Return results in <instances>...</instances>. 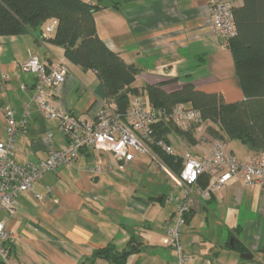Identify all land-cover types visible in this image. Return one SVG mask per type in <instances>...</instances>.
Instances as JSON below:
<instances>
[{
	"label": "crops",
	"instance_id": "1",
	"mask_svg": "<svg viewBox=\"0 0 264 264\" xmlns=\"http://www.w3.org/2000/svg\"><path fill=\"white\" fill-rule=\"evenodd\" d=\"M85 1L100 7L94 17L101 40L139 68L133 86L140 96L146 85L159 84L168 93L190 82L203 92L221 94L226 102L243 99L229 48L209 33L205 0ZM53 32L47 38L30 31L0 36V139L5 137L4 107L13 108L16 118L28 107L25 130L14 142L19 163H37L49 149L65 144L59 122L43 116L32 100L35 78L22 69L29 54L48 64L62 63L68 70L49 91L56 109L93 120L106 103L95 73L69 63L63 47L51 41ZM168 139L180 156L188 152L204 157L212 148L200 141L191 145L174 133ZM224 143L227 152L241 160L256 154L237 140ZM111 162L109 153L83 149L71 165L46 172L32 191L19 194L12 213L0 210V222L12 235L11 264H78L108 243L118 250L133 248L120 264H173L165 228L172 222L180 191L142 189L152 180V164L144 157L136 156L117 174L105 170ZM95 167L98 172L92 171ZM168 181L165 175L164 183ZM46 187L52 194L34 198L33 193L44 194ZM187 200L180 238L189 257L186 264H264V189L247 188L233 179L207 198L191 194ZM240 207L245 211L238 217ZM236 243L252 257L241 258ZM92 264L113 263L97 258Z\"/></svg>",
	"mask_w": 264,
	"mask_h": 264
},
{
	"label": "built area",
	"instance_id": "2",
	"mask_svg": "<svg viewBox=\"0 0 264 264\" xmlns=\"http://www.w3.org/2000/svg\"><path fill=\"white\" fill-rule=\"evenodd\" d=\"M208 14L206 17L211 35L221 39L227 45L236 35L233 9L235 0H205ZM55 20H51L43 30L45 37L54 31ZM22 69L35 78L32 100L37 104L40 113L55 119L58 130L65 144L62 148H51L46 156L37 163H19L14 157V142L16 137L24 132L27 123L26 107L20 118L15 111L5 106L4 139H0V210L12 213L17 205L18 195L32 191L34 183L46 172L59 166H69L83 149L109 153L111 164L105 167L107 172H123L126 166L136 157H144L150 164L157 165L168 179L180 191L172 222L166 226V244L172 250L173 264H186L189 257L181 243V226L184 224L185 213L189 208L187 197L199 194L207 198L210 194L220 191L229 181L240 180L247 188L264 189V156L255 154L248 160H241L227 152L224 141L215 140L210 153L204 157H195L186 152L182 155V167L178 174L170 171L147 145V140L153 133V125L161 119L171 121L182 130L190 127L199 130L203 118L198 109L185 107L182 104L173 106L170 110L156 107L146 98L133 97L127 110L119 112L115 106L103 104L93 120L73 116L56 109L49 100V91L60 84L67 75V68L62 63L48 64L34 54H29ZM158 145L169 154L174 151L171 146L158 142ZM98 172L99 168L92 169ZM202 174L209 176L208 185L201 188L198 185ZM52 194L46 187L45 193H33L34 198L42 200ZM172 197L170 196L169 199ZM11 233L0 222V261L1 264H11L9 261V243Z\"/></svg>",
	"mask_w": 264,
	"mask_h": 264
},
{
	"label": "trees",
	"instance_id": "3",
	"mask_svg": "<svg viewBox=\"0 0 264 264\" xmlns=\"http://www.w3.org/2000/svg\"><path fill=\"white\" fill-rule=\"evenodd\" d=\"M240 1L233 9L236 35L227 47L243 99L226 102L221 94L203 92L190 82L168 93L159 84L146 85L143 98L167 110L177 104L198 109L202 118L213 125L208 128L212 137L222 141L237 140L264 156V0ZM99 8L85 0H0V36L30 31L41 37L42 25L55 20L51 41L63 47V56L69 63L92 70L105 102L124 112L133 97H142L133 86L139 68L123 61L98 36L94 14ZM172 133L191 145L198 141L193 127L182 130L171 121L161 119L154 123L147 145L162 164L178 174L182 156L166 153L158 145L160 141L169 145L168 136ZM208 182L209 176L202 174L198 185L205 188ZM235 248L241 253L245 251L238 243ZM132 251L130 247L118 250L108 243L78 264H92L97 258L120 264ZM261 252L264 253V249Z\"/></svg>",
	"mask_w": 264,
	"mask_h": 264
},
{
	"label": "rangeland",
	"instance_id": "4",
	"mask_svg": "<svg viewBox=\"0 0 264 264\" xmlns=\"http://www.w3.org/2000/svg\"><path fill=\"white\" fill-rule=\"evenodd\" d=\"M211 127H213V125L208 120L203 119L202 124L198 126L199 130L197 132H195L198 141H200L201 143H204L210 147H212L215 140H218V139L211 136V133L208 130V128H211ZM149 172L152 175L151 176L152 180L148 181L146 184L144 183L145 185L142 186V189L144 188L146 191H148V193H153V191L156 190V187L161 189V191H163V192H167V191L171 192L172 191L171 193H173V192L178 191V189L174 188L173 182L170 179H169L167 184L164 183V179H165L166 174L163 171H160L159 167L157 165L152 164L149 168ZM112 174H117V173L113 172ZM244 209L245 208H243V207L239 208V211H237L238 217L241 215V213H243L245 211ZM232 218L234 219V218H236V216L232 215ZM183 228H185V226L182 227V230H183ZM181 234H180V238H181Z\"/></svg>",
	"mask_w": 264,
	"mask_h": 264
},
{
	"label": "water",
	"instance_id": "5",
	"mask_svg": "<svg viewBox=\"0 0 264 264\" xmlns=\"http://www.w3.org/2000/svg\"><path fill=\"white\" fill-rule=\"evenodd\" d=\"M233 244H234V238L231 237L229 240V245L233 246ZM240 256H241V258H244V259H250L252 257V254L248 253V252H244V253H241Z\"/></svg>",
	"mask_w": 264,
	"mask_h": 264
}]
</instances>
